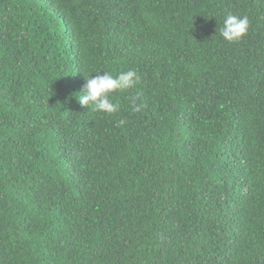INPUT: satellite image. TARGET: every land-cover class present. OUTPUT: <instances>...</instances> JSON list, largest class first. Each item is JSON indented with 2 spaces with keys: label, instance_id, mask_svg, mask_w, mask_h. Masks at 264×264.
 I'll use <instances>...</instances> for the list:
<instances>
[{
  "label": "trees",
  "instance_id": "1",
  "mask_svg": "<svg viewBox=\"0 0 264 264\" xmlns=\"http://www.w3.org/2000/svg\"><path fill=\"white\" fill-rule=\"evenodd\" d=\"M0 264H264V0H0Z\"/></svg>",
  "mask_w": 264,
  "mask_h": 264
},
{
  "label": "clouds",
  "instance_id": "2",
  "mask_svg": "<svg viewBox=\"0 0 264 264\" xmlns=\"http://www.w3.org/2000/svg\"><path fill=\"white\" fill-rule=\"evenodd\" d=\"M250 21L247 16H240L232 12L223 15V26L220 35L225 42L235 43L248 34ZM139 76L135 70L121 71L117 75L111 72H103L85 78L82 91L79 93L78 101L81 107H86L93 113L113 115L119 112L120 104L115 100V94L126 92L132 89L138 82ZM131 111L140 113L142 104L136 99L130 102ZM120 125L125 124L121 119Z\"/></svg>",
  "mask_w": 264,
  "mask_h": 264
}]
</instances>
